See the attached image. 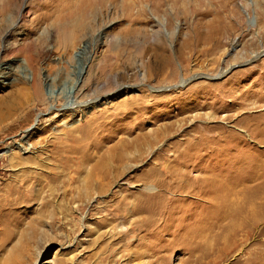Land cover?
Wrapping results in <instances>:
<instances>
[{"label": "rangeland", "instance_id": "374dc122", "mask_svg": "<svg viewBox=\"0 0 264 264\" xmlns=\"http://www.w3.org/2000/svg\"><path fill=\"white\" fill-rule=\"evenodd\" d=\"M6 4L0 264H264V0Z\"/></svg>", "mask_w": 264, "mask_h": 264}, {"label": "bare ground", "instance_id": "6f19581e", "mask_svg": "<svg viewBox=\"0 0 264 264\" xmlns=\"http://www.w3.org/2000/svg\"><path fill=\"white\" fill-rule=\"evenodd\" d=\"M178 1H183V0H178ZM8 2H12V0H6V3L8 4ZM165 2H167V1H165ZM185 2V1H184ZM187 2V1H186ZM6 4V5H7ZM176 4V3H175ZM2 5V4H1ZM5 5V6H6ZM15 5H16V3H15ZM13 9V8H12ZM12 9H11V11H12ZM87 11V10H86ZM89 13V12H88ZM82 18L84 17H86V15H84V12H82ZM89 15V14H88ZM71 19H72V17H71ZM79 19V18H78ZM69 21H70V19H68ZM77 23H78V20H74V19H72L71 20V22H69L68 24H67V22H65V26H68V28H70V27H72L71 25H73V26H76L77 25ZM161 43V42H160ZM9 68H11V66H9ZM186 80V79H185ZM33 90H34V92L36 93V94H39L40 93V87H39V85H38V83L37 82H35L34 81V83H33ZM20 97V96H19ZM21 99V98H20ZM19 99V100H20ZM72 135V134H71ZM149 136H151V135H149ZM237 136H238V134H237ZM89 137V136H88ZM75 138V137H74ZM72 140H75V141H78V139H73L72 138ZM145 140H147V139H145ZM124 144V143H123ZM125 145V144H124ZM123 145V146H124ZM95 147H97V146H95ZM69 148L72 150V151H76V148L74 147V143L72 142V144L69 146ZM78 150H80L81 151V153H83V152H85V146L84 145H82L81 147H78ZM126 150L123 148V151H119V152H117L116 154H115V156L117 157V158H124L125 156H126ZM109 153V152H108ZM87 154H89V152L87 153ZM90 155V154H89ZM109 155V154H108ZM83 156V158H88V156H86V155H82ZM192 156V155H191ZM106 158H108V157H106ZM98 163V162H97ZM107 163H105V161L103 162V163H98L97 164V166L98 167H100V168H104L105 167V165H106ZM110 166V165H109ZM36 167V166H35ZM44 167V166H43ZM46 170V169H45ZM31 171V170H30ZM107 171V170H106ZM109 171V170H108ZM46 173H47V171H46ZM44 174V173H43ZM38 175H40L39 173H37V174H32V175H30V177L28 178V179H26V180H29L32 176L33 177H35V178H37L38 177ZM45 175V174H44ZM14 178V177H13ZM24 181L23 183H21V182H19V183H17V184H12V185H8V189H6V193L4 194V197H3V205H5V206H7V208H9L10 210L13 208V206H15L16 204H18L23 198H25L26 196H27V192L29 191V182L28 181ZM14 181H16V180H14ZM20 181H22V180H20ZM179 182V181H178ZM199 183V182H198ZM182 185V184H181ZM203 188V187H202ZM214 189V188H213ZM234 191V190H233ZM218 192V191H217ZM167 198V197H166ZM154 208V207H153ZM147 210V212H149L150 210L149 209H146ZM155 212V211H154ZM159 212H160V210H159ZM213 250V249H212ZM218 252V251H217Z\"/></svg>", "mask_w": 264, "mask_h": 264}]
</instances>
